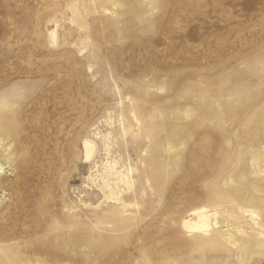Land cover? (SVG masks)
<instances>
[{"label": "rangeland", "instance_id": "1", "mask_svg": "<svg viewBox=\"0 0 264 264\" xmlns=\"http://www.w3.org/2000/svg\"><path fill=\"white\" fill-rule=\"evenodd\" d=\"M78 1L83 11L88 0ZM76 2L0 0V114L12 111L18 119L17 130L0 132V254L19 252L4 264H214L221 255L239 260L234 247L198 245L221 230L237 237L262 231L264 221L258 227L230 217L228 203L219 202L212 205L219 211L214 231L197 233L182 225L209 201L213 184L224 188L226 171L236 166L217 162L229 149L218 141L217 122L209 125L210 141L208 128L201 127L189 144L169 150L166 136L171 132L179 143L186 127L198 121L196 111L178 114L182 104L196 110L208 92L228 94L234 81L224 76L247 60H260L264 0H167L146 12L148 30L127 27L132 13L116 8L84 15L79 24L73 18ZM190 82L196 91L182 97ZM135 101L155 113L154 138L142 137L131 118ZM111 128L112 154L121 162L140 164L144 150L157 149L163 161L177 154L180 163L154 192L143 193L142 211L126 227L97 221L109 203L90 179L95 161L105 156L93 132ZM88 138L98 149L87 160ZM250 145L263 151L264 132ZM257 169L246 159L228 188L242 192L247 205L256 206L251 185L264 177V167L259 174ZM252 259L264 264V255Z\"/></svg>", "mask_w": 264, "mask_h": 264}, {"label": "bare ground", "instance_id": "2", "mask_svg": "<svg viewBox=\"0 0 264 264\" xmlns=\"http://www.w3.org/2000/svg\"><path fill=\"white\" fill-rule=\"evenodd\" d=\"M76 1L77 4L73 8V18L79 24H82L84 15L89 16L96 11L104 12L116 8L121 13H132L127 27L134 28L144 25L147 30L152 29V26L146 22V12L155 6L161 9L167 2V0L163 2H148L146 0H88V2L83 3V11H81V3L78 0ZM147 5H150V7ZM123 32V30H120V39ZM50 39L53 44L57 41L56 31L50 33ZM260 57L258 62L247 60L238 69L234 68L228 75L224 76L223 79L225 81H234V85L228 94L221 95L219 93L208 92L204 96V103L200 104L196 110L191 105L182 104L178 114L183 118L188 113L196 111L198 121L191 122L186 127L185 136L179 143L172 140L173 136L171 132L166 136L168 139L166 145L169 150H173L178 144H189L191 136L197 133L201 127L208 128L205 130V135L206 140L210 141L209 125L217 122L220 134L218 141L222 145L229 146L226 155L217 162L220 166L228 161L236 164L235 168H230L226 171L224 188L221 189L213 184L209 201L197 206L191 214L193 217H185L182 220L183 227L189 231L208 234L214 231L215 228H218L219 211L218 207H214L219 202L228 203L230 217L235 219H250L252 221L251 224L258 227L263 225L264 177H259L251 185L252 195L250 197L256 199V206L247 205L248 199L242 192L234 194L228 189L235 183L232 175L233 171L243 172L246 159H253L254 164L258 168L257 174H259V169L264 167V150L256 153L251 149L250 145L254 139L264 132V53ZM166 86H170V84ZM196 89V84L190 82L182 89L181 95L184 97L196 91ZM130 116L140 128V135L142 137L154 138L156 136L159 127L154 121L155 113L148 112L141 102L135 101L133 103L130 109ZM226 123H229V125L227 126ZM123 124L124 132H130L131 127L125 125V123ZM4 128L10 131L17 130L18 119L14 112L0 114V132ZM93 135L94 138L99 140L98 143L101 149L105 151V156L104 158L102 157L100 164L98 163L99 161H95V170L90 174V179L92 184L96 186V190L109 203V208L98 217L97 221L118 227L124 225V227L130 226L137 213L142 209L143 193L149 188L154 192L160 185L163 177L170 174L172 169L180 166L178 155L175 154L168 161H163L157 149L144 150L146 155L142 156L141 163L137 162L133 166L121 162L117 156L112 154V147L116 143L113 128L107 133L97 130L93 132ZM94 138H88L84 141L87 160L91 159L98 149V143ZM0 169H2V164H0ZM139 180L141 183L138 185ZM243 181L248 184L245 179ZM259 193L260 195H257ZM198 247H206L215 251H224L228 247H234L233 251L238 255L239 260L230 261L220 254L219 262L216 261L214 264H251V259L254 256L259 255L260 257V255H264V229L251 234L244 233V237H237L233 230L230 229L221 230L218 236L211 238L205 245L199 244ZM143 253L146 254L145 252ZM18 254L19 252L14 248L10 249L7 255L0 254V264H4L6 256L10 255L12 258H15L19 256ZM196 264L204 263L197 262Z\"/></svg>", "mask_w": 264, "mask_h": 264}]
</instances>
